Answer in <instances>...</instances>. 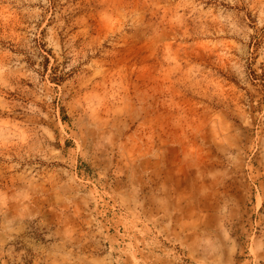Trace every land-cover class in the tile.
Here are the masks:
<instances>
[{"label": "rangeland", "instance_id": "rangeland-1", "mask_svg": "<svg viewBox=\"0 0 264 264\" xmlns=\"http://www.w3.org/2000/svg\"><path fill=\"white\" fill-rule=\"evenodd\" d=\"M0 264H264V0H0Z\"/></svg>", "mask_w": 264, "mask_h": 264}, {"label": "trees", "instance_id": "trees-1", "mask_svg": "<svg viewBox=\"0 0 264 264\" xmlns=\"http://www.w3.org/2000/svg\"><path fill=\"white\" fill-rule=\"evenodd\" d=\"M53 80V79H52ZM53 82H58L56 79L53 80Z\"/></svg>", "mask_w": 264, "mask_h": 264}]
</instances>
